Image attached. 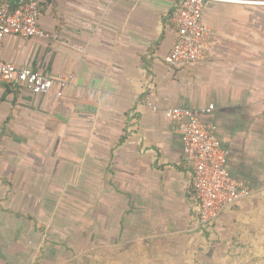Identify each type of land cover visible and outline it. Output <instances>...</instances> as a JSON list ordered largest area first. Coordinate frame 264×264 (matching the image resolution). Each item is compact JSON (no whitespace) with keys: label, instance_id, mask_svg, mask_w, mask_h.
Returning <instances> with one entry per match:
<instances>
[{"label":"crops","instance_id":"0c3cea01","mask_svg":"<svg viewBox=\"0 0 264 264\" xmlns=\"http://www.w3.org/2000/svg\"><path fill=\"white\" fill-rule=\"evenodd\" d=\"M181 1L44 0L57 39H6L5 60L54 84L31 94L0 82V264L198 235L172 108L214 106L202 119L227 169L264 191V0L210 4L208 59L175 67Z\"/></svg>","mask_w":264,"mask_h":264},{"label":"built area","instance_id":"2783aa9c","mask_svg":"<svg viewBox=\"0 0 264 264\" xmlns=\"http://www.w3.org/2000/svg\"><path fill=\"white\" fill-rule=\"evenodd\" d=\"M229 0H182L172 21L177 26V40L166 62L171 66H193L205 62L214 40L204 14L210 4ZM44 0H26L15 10L12 4H0V82L31 94H47L53 80L34 71L29 63L22 67L3 57V46L10 37L25 40H55L57 36L41 25ZM72 79V76L70 77ZM67 82V81H66ZM214 109L172 108L167 115L177 123L183 142V162L190 169L197 202L198 230L205 231L221 217L253 195V190L235 179L226 167L227 152L216 128L202 116Z\"/></svg>","mask_w":264,"mask_h":264},{"label":"rangeland","instance_id":"374dc122","mask_svg":"<svg viewBox=\"0 0 264 264\" xmlns=\"http://www.w3.org/2000/svg\"><path fill=\"white\" fill-rule=\"evenodd\" d=\"M75 251L60 264H264V191L253 193L193 239L136 242L122 251ZM46 260L57 264L51 257Z\"/></svg>","mask_w":264,"mask_h":264},{"label":"trees","instance_id":"16d2710c","mask_svg":"<svg viewBox=\"0 0 264 264\" xmlns=\"http://www.w3.org/2000/svg\"><path fill=\"white\" fill-rule=\"evenodd\" d=\"M5 2H7V1L3 0V1L0 2V4H1V3H5ZM16 8H17L16 6L12 5V9H13V10H15ZM41 11H42V8H41ZM12 86H13V85H12ZM212 226H214V224H213ZM43 261H44L45 263L47 262V260H46L45 258H43V256H42L41 258H38L36 264H45Z\"/></svg>","mask_w":264,"mask_h":264}]
</instances>
